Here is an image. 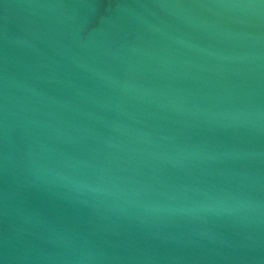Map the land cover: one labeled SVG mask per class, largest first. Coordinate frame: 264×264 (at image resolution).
Returning <instances> with one entry per match:
<instances>
[{"label":"water","instance_id":"1","mask_svg":"<svg viewBox=\"0 0 264 264\" xmlns=\"http://www.w3.org/2000/svg\"><path fill=\"white\" fill-rule=\"evenodd\" d=\"M0 264H264V0H0Z\"/></svg>","mask_w":264,"mask_h":264}]
</instances>
